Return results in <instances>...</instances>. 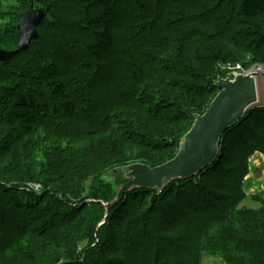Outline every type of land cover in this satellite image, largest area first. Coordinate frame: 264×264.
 Masks as SVG:
<instances>
[{
    "label": "trees",
    "instance_id": "obj_1",
    "mask_svg": "<svg viewBox=\"0 0 264 264\" xmlns=\"http://www.w3.org/2000/svg\"><path fill=\"white\" fill-rule=\"evenodd\" d=\"M12 1L0 0L1 19ZM36 1L21 0L27 7L18 10L13 32L0 23V44H8L0 50L14 51L31 3L46 14L39 38L0 61V161L21 143L32 153L31 162L10 158L25 169L0 167V264H203L206 254L223 264H264V196L258 209L242 206L249 160L264 137L262 105L224 133L217 161L197 177L161 193L137 189L105 206L125 181L120 173L109 183V172L172 160L195 115L219 93L215 82L227 75L214 69L223 59L212 43L226 33L229 20L216 24L228 0H73L78 10L65 21ZM41 1L66 12L56 8L59 0ZM232 1L239 16L264 13V0ZM187 119L191 125L174 143L175 126ZM38 130L48 135L36 142ZM227 143L235 147L224 154ZM129 146L171 156L156 164L136 154L132 162ZM94 154L101 163L86 159ZM201 180L219 192L208 193ZM90 181L98 184L91 194ZM73 188L84 195L79 203ZM171 199L188 203V213L178 215ZM86 211L94 212L91 227Z\"/></svg>",
    "mask_w": 264,
    "mask_h": 264
},
{
    "label": "rangeland",
    "instance_id": "obj_2",
    "mask_svg": "<svg viewBox=\"0 0 264 264\" xmlns=\"http://www.w3.org/2000/svg\"><path fill=\"white\" fill-rule=\"evenodd\" d=\"M218 3L221 0H216ZM237 1L228 0V2L224 5L223 9L219 11V17L217 21V28H221V26H224L227 24V20H229V24L227 29L221 32L225 33L221 39V42L218 43H212V47L214 48L216 45L219 47H216L218 50V54L223 59V62H220L216 66H214V69L217 72H222L225 75H238L243 74L244 72H247L243 75H249L253 72L257 73L256 79L259 97H260V105L262 107L264 106V13L258 15L255 19L245 18L243 16H239L235 13V7ZM229 3L232 5V7H229ZM216 3L212 4L214 6ZM209 4L207 7H209ZM27 7V5L23 4L21 0H14L12 1L9 6H3L2 13H5V9H10V11L7 13L8 17L3 20L0 18V23L7 25L11 31L13 32L14 26L13 21L16 18V15L18 13V10ZM35 7L47 9L49 12L52 11L55 16H57V19L60 21H65L68 19L67 15H72V13L76 10H78V5L73 1L70 0V2L59 0L56 1V8L57 9H65L66 14L62 11L55 10V9H48L45 5H43V1L37 0L35 3ZM234 8V9H233ZM64 18V19H63ZM121 26V25H119ZM250 31V33H249ZM13 35V33H11ZM8 44H0V49H3L4 47H7ZM205 45H203L204 47ZM207 48L206 46L204 47ZM5 49V48H4ZM209 50V47H208ZM82 55V54H80ZM16 66L20 67V63L15 64ZM210 65L204 64L200 67L201 70L207 72V69ZM257 70V71H256ZM32 71V68L30 72ZM129 111V110H126ZM256 113L258 116H260L259 112L252 111V114ZM154 126H158V123H152ZM191 125V120H183L181 121L177 126H175V137L172 139L174 143H176V137L178 134L185 133L187 128ZM55 134V132H52ZM48 133L44 130H38V132L35 134L36 142L39 141V139H42L43 137H46ZM171 141V140H170ZM263 143V144H262ZM256 147L258 148L249 160V168H250V174L247 176L245 180V190L248 193L247 197L242 203V206H246L249 208L258 209L260 207V204L257 201V197H263L264 196V137L262 140H258L256 142ZM25 143H21L18 146H16L11 154L5 158H3L2 161H0V167H2V171L9 170L10 168H21L25 166L22 162L18 163V166L16 162H13L10 158L14 160H20L24 161L26 157H28L29 162H31L32 153H27L25 148ZM129 154L130 159H132V162L135 159H138L139 156L147 155L151 157L152 159L155 158V163L162 162L168 158H170L171 155H165V157L162 158V156H155L156 154L154 152H151L150 149H141L140 147H137L135 150L131 146ZM128 147V148H129ZM232 147H235L234 145H229L227 143L224 147V154H227L229 150L232 149ZM173 153V151L171 152ZM137 154V155H136ZM35 159V158H34ZM90 163L92 164H98L101 163V157L98 154H94L91 156H87L86 158ZM152 159H149L150 162ZM127 160V159H126ZM244 159L242 160V162ZM7 163L9 166L8 168H4V165ZM226 171V170H225ZM223 171V172H225ZM1 172V171H0ZM201 179V178H200ZM204 183H202V180L198 182V186H203ZM205 185V184H204ZM196 186V188L198 187ZM94 187V188H93ZM24 188V187H23ZM98 184L96 182L90 181V194L97 191ZM196 188L191 189V192H194ZM205 188L208 193L216 194L219 192L216 187L212 186V184L205 185ZM30 190V189H28ZM39 189H34L35 194L38 195L37 191ZM27 191V190H26ZM30 192V191H28ZM71 193L73 196L71 199L75 200V202L79 203L80 198H82L84 195L80 194L75 188L71 189ZM33 196V195H31ZM141 195H137L136 200L139 199ZM254 198V199H253ZM185 201L189 202L188 196L185 197ZM183 202L180 204V201H175L173 199L170 200V203L177 208L178 215L183 216L188 213V210H186L187 204L186 202ZM191 204V201L189 202ZM31 205L34 206V200L31 202ZM172 207V208H174ZM37 215V214H36ZM86 216H92V220L94 219V212L93 211H86L84 213ZM194 218V216L192 217ZM2 220V218H0ZM82 219L80 220V222ZM94 220L90 223L89 227L93 225ZM88 227V228H89ZM2 232L0 233V242H2L1 239ZM89 240H85V242L82 244L81 248L88 244ZM71 254V253H68ZM215 255L212 254L210 256L209 254L204 255L203 264H223L222 260L218 257H213Z\"/></svg>",
    "mask_w": 264,
    "mask_h": 264
},
{
    "label": "water",
    "instance_id": "obj_3",
    "mask_svg": "<svg viewBox=\"0 0 264 264\" xmlns=\"http://www.w3.org/2000/svg\"><path fill=\"white\" fill-rule=\"evenodd\" d=\"M44 18V11L36 10L32 2L18 26L21 32L18 48L14 51L0 50V61H7L26 51L31 42L39 38L37 28ZM257 75L252 72L249 75L219 77L215 82L219 93L204 114L195 115L192 127L181 138L178 153L172 160L154 168L135 163L109 172L104 177L109 183L115 185L120 173L125 181L116 186V196L105 204L107 209L121 202L126 194L134 190L151 189L161 193L171 183L197 177L213 165L219 156L224 133L245 118L249 110L260 105ZM107 217L106 211L102 224Z\"/></svg>",
    "mask_w": 264,
    "mask_h": 264
},
{
    "label": "built area",
    "instance_id": "obj_4",
    "mask_svg": "<svg viewBox=\"0 0 264 264\" xmlns=\"http://www.w3.org/2000/svg\"><path fill=\"white\" fill-rule=\"evenodd\" d=\"M247 72H244L243 74H246Z\"/></svg>",
    "mask_w": 264,
    "mask_h": 264
},
{
    "label": "bare ground",
    "instance_id": "obj_5",
    "mask_svg": "<svg viewBox=\"0 0 264 264\" xmlns=\"http://www.w3.org/2000/svg\"><path fill=\"white\" fill-rule=\"evenodd\" d=\"M257 71V70H256ZM253 72V71H252Z\"/></svg>",
    "mask_w": 264,
    "mask_h": 264
}]
</instances>
